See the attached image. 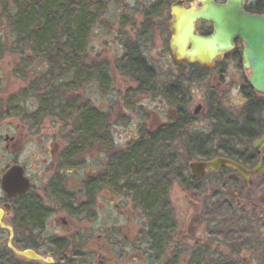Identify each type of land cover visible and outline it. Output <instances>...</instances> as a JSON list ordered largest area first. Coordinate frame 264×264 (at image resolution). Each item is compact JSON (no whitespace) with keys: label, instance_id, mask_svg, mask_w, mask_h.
<instances>
[{"label":"flooded vegetation","instance_id":"1","mask_svg":"<svg viewBox=\"0 0 264 264\" xmlns=\"http://www.w3.org/2000/svg\"><path fill=\"white\" fill-rule=\"evenodd\" d=\"M177 1L185 8L196 2L173 0L158 13L156 2L142 6L135 40L126 34L117 39L138 45V40L157 33L169 44L170 7ZM242 9L264 16V0H243ZM195 28L201 36L213 33L209 21L199 20ZM23 41L30 39L0 37V264H248L253 247L230 224L232 216L238 221L264 217V192L254 187V179L264 172L247 180L223 166L200 179L190 175L193 180L185 182L181 164L188 115L187 121L202 124L203 119L210 134L223 130L226 141L239 146L224 148L212 158L223 157L253 171L264 156V148L253 149L264 134V94L249 84L251 69L244 67L240 38L211 67L176 61L169 46L176 64L184 68L158 79L139 52L149 75L136 78L134 69L111 66V72L119 74L116 85L108 69L89 74L87 48L80 54L79 69L66 62L67 68L57 71L46 59L71 55L32 51ZM124 55L113 58L115 64L121 66ZM132 58L128 54L126 60ZM229 70L234 78L231 75L226 84ZM189 81L201 85L204 100L192 113L185 97ZM226 85L237 88L239 100L221 101L217 90ZM139 96L154 107L135 100ZM91 120H96L97 131L89 148ZM152 139L158 140L154 148ZM151 153L163 155L156 171L149 163ZM214 174L220 175V182L206 181ZM215 184L227 190L229 216H215L210 203ZM172 186L193 195L197 209L189 216H173L168 196ZM157 189L159 207L150 212V193L157 194ZM221 222L224 230L219 229ZM221 236L225 240H219Z\"/></svg>","mask_w":264,"mask_h":264},{"label":"rangeland","instance_id":"2","mask_svg":"<svg viewBox=\"0 0 264 264\" xmlns=\"http://www.w3.org/2000/svg\"><path fill=\"white\" fill-rule=\"evenodd\" d=\"M5 1L7 4H10L12 0H1ZM110 0L109 4L104 8L103 12L99 16L96 21V25L93 27L91 32V38L88 44V62L93 61H107L108 62V78L112 80V84H118L119 74L114 70L111 72L112 68L116 69L115 58L116 59L124 53L123 45L120 43L119 35L126 34L133 41L136 38L135 26L140 23L141 19L139 18L138 9L142 6L151 5L159 0ZM173 0H161L156 5L158 6V10L169 6V4ZM3 4V3H2ZM0 5V12L1 7ZM165 4V5H164ZM157 10V11H158ZM0 37H13L10 31L6 28L4 23V18L0 13ZM148 39V40H147ZM146 40H138L139 51L141 52V56L144 57L149 63V67L151 69L156 70L157 79L158 77H162L165 72L175 76L176 72L184 68L183 66H179L176 64L172 57V53L169 49V44L164 42V39L160 37L159 34H150ZM114 64V65H112ZM182 71V70H181ZM232 71V70H229ZM186 71L183 73L185 74ZM234 71L227 76L226 81L228 84L233 77ZM232 75V77H231ZM116 78V80L113 78ZM234 78V77H233ZM115 80V81H114ZM210 80H212L210 78ZM217 81V80H216ZM215 81V85L216 84ZM159 83V81L157 82ZM211 84H214V81H211ZM201 85L198 83L187 82V87L185 89L186 95L185 97L189 101V111L192 113L197 104L204 102L202 91L199 90ZM220 88V87H217ZM218 95L221 96V101L228 103V101L234 103L239 100V95L237 88L233 85L222 86L221 89L217 90ZM216 92V94H217ZM142 96L137 97L135 100L144 101L141 99ZM150 100H145L142 105L144 106H153ZM229 104V103H228ZM229 107L227 104H225ZM160 111V110H159ZM161 112V111H160ZM263 121V131H264V112L262 114ZM200 121H191L190 127L186 133V137L183 138V155L182 162L181 157H178V162L184 166V177L190 176V170L188 168V163L191 160H205L207 158L203 157V154L209 158H212L214 155L219 154L224 148L230 147L232 144L228 141L222 140V138H218L220 136H216V134H210L209 125L204 123L202 119V124H199ZM121 128L117 127V131L121 133ZM210 135H209V134ZM189 141V143H188ZM116 142L119 144L123 142V139L118 140L116 137ZM222 143V144H220ZM250 144V143H249ZM233 146V145H232ZM233 147H239L234 144ZM190 158V159H189ZM89 164L96 162H88ZM228 177V176H227ZM228 179V178H227ZM222 180H226L223 178ZM206 181L212 182H220L221 177L219 174L209 175L206 178ZM259 182H261V186L258 187ZM255 186L258 191L264 192V174L254 179ZM216 185L215 196L211 199L210 203L213 206V210L215 216H229L231 212L227 208L228 198L226 196V188L225 186ZM211 193V192H209ZM168 196L170 199V207L173 212V216H189L192 212H194L197 208L195 207L193 200V195L188 194L187 192H183L181 188H169ZM257 196L253 195V198ZM239 197L233 198L234 201H237ZM262 202V201H261ZM264 203V201H263ZM194 204V205H193ZM248 212V209L246 210ZM231 216V214H230ZM221 228L224 230V224L219 223ZM230 229L234 232H240V236L247 241L249 247H253L252 258H250L247 263L248 264H264V217L259 216L253 219L247 218L246 220L238 221V218L232 216V222L230 224ZM233 239L230 241L234 242V235L231 234ZM219 240H225L222 238H218ZM228 240V239H227ZM226 242H229L226 241ZM231 243V242H230Z\"/></svg>","mask_w":264,"mask_h":264},{"label":"trees","instance_id":"3","mask_svg":"<svg viewBox=\"0 0 264 264\" xmlns=\"http://www.w3.org/2000/svg\"><path fill=\"white\" fill-rule=\"evenodd\" d=\"M159 1H157L155 5ZM109 2L110 0H12L10 4H7L5 1L3 2L0 13L4 18L6 28L10 31L13 37L30 39V41H23L22 43L24 46L32 47V51L71 55L70 58L63 56L54 59H46L47 61L54 63L53 68L55 70L59 71L67 68L64 64L66 62L71 63V68L79 69L81 60L80 54H83L85 48L88 49L87 46L91 38L92 29ZM152 11L147 13L148 16H150ZM162 11L163 8L159 9L156 13ZM120 41L123 45L125 55L120 59V62L122 61L121 66L116 64V67L134 69V71H136V78H138V76L145 77L146 75H149V73L147 74V72L143 70L145 68L147 69V67L144 65L143 60H141L138 45L128 43L127 38H121ZM34 47L38 48L35 49ZM128 54L133 55L132 60H126ZM96 62L97 61L91 62L92 66L89 65L88 67L92 71L89 72L90 75H96L98 70L102 68L103 70H106L108 67V65H106L107 61L103 60L98 65H96ZM104 75L106 76V73H104ZM153 78L154 77L151 74L152 82ZM138 84L144 85L145 83L139 81ZM251 98L255 99L253 95H251ZM187 119H190L189 115L184 116V137H186L191 122L187 121ZM96 125V120H91L88 123L89 148L91 147L90 145L95 143V135L97 131ZM250 133L251 132L248 130V136ZM216 136H220L218 137L219 139L224 137V131H219ZM167 139L170 138L168 137ZM222 140L226 141V138L224 137ZM246 141L247 143H250L251 138H248ZM157 143L158 140L152 139L151 147H156ZM202 156L210 159L206 154H203ZM149 158L151 169L156 171L154 167L161 165L160 163L162 162L163 155L160 153H151ZM136 159L138 160L139 156H136ZM142 159L144 161L145 156H143ZM137 163H139V160ZM192 180V177H184L185 182ZM151 187L153 190L156 189L154 186ZM153 190L150 193V212H155L159 207V202H156V200L160 197V189H157V194L155 193L156 191Z\"/></svg>","mask_w":264,"mask_h":264},{"label":"water","instance_id":"4","mask_svg":"<svg viewBox=\"0 0 264 264\" xmlns=\"http://www.w3.org/2000/svg\"><path fill=\"white\" fill-rule=\"evenodd\" d=\"M197 2L200 6H197ZM242 4L243 0H225V3L196 0L189 8H185L182 1L173 3L170 7L172 21L169 46L176 61L186 59L189 63L199 62L211 67L212 61L221 52L229 50L235 38H240L244 43V67L251 69L249 84L264 94V16L245 13ZM199 20L213 24L211 35L201 36L197 33L195 23ZM263 148L264 134L253 142L255 151L260 152ZM223 166L232 167L249 180L252 174L264 172V156H261L253 171H247L223 157L193 160L188 164L195 179Z\"/></svg>","mask_w":264,"mask_h":264}]
</instances>
